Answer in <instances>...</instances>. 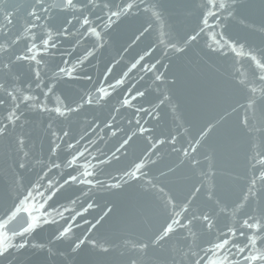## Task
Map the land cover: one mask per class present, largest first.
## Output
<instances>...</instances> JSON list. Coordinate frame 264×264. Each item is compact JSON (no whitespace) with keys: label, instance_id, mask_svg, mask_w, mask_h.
<instances>
[{"label":"snow or ice","instance_id":"obj_1","mask_svg":"<svg viewBox=\"0 0 264 264\" xmlns=\"http://www.w3.org/2000/svg\"><path fill=\"white\" fill-rule=\"evenodd\" d=\"M169 7L162 0H0V169L7 178L0 188V264H22L28 249L46 252L51 264H264V48L224 32L239 18L264 36V0L258 24L246 15L254 4L179 0L172 7L197 23L174 35L165 20ZM121 25L120 58L106 56ZM157 28L155 43L123 63V53ZM202 34L211 53L232 54L233 70L220 74L215 93L218 102L231 103L193 134L172 102L177 79H169L163 61L186 55ZM57 54L68 59L50 66ZM118 65L126 70L116 78ZM146 77L151 88L141 84ZM81 79L92 84L83 94H57L62 84ZM166 104L175 127L157 131ZM97 107L99 115H85L74 127V118ZM38 126L47 138L39 151ZM138 141L143 147L124 163ZM165 153L171 159L161 166ZM128 189L139 205L121 217L123 227L101 232L118 203L101 207L96 194ZM98 207L102 214L88 219ZM153 216L163 218L159 227H150ZM222 218L230 222L221 224ZM46 228H54L47 243L34 241Z\"/></svg>","mask_w":264,"mask_h":264},{"label":"water","instance_id":"obj_2","mask_svg":"<svg viewBox=\"0 0 264 264\" xmlns=\"http://www.w3.org/2000/svg\"><path fill=\"white\" fill-rule=\"evenodd\" d=\"M5 2H9V0H5ZM17 4H23L24 0H15ZM163 3L169 5L168 11L165 13V20L167 24V30L170 31L173 35L176 33H183L184 31H188L192 26L197 23V21L189 17L186 12L182 10H177L172 7L177 4L179 0H162ZM196 3H199L200 0H195ZM240 4H254L257 7L248 11L246 13L249 22L259 23L260 9L259 4L260 0H238ZM146 17H139V21L143 22ZM209 23H213L210 19ZM125 25H121L120 28L115 29L112 32L111 42L112 46L108 49L106 56H115L116 59H119L120 56L117 54L118 51H122L121 45L124 44L126 40V36L124 35ZM216 31H221V29H215ZM226 38L232 39H241V42L246 41L248 45H251L254 48H264V36L260 33L253 32L250 29H247L239 22V18L236 20H231L227 27L224 29ZM159 35L158 28L154 30L151 36L148 37L144 43L140 44L139 48H136L135 51L129 50L128 53H123L124 62L130 63L131 58L136 56V53L140 51V49L144 48L146 44L155 43L157 36ZM210 39L207 34H202L200 38H198L197 43L187 51L186 55L183 56H172L170 59H165L163 62L168 64L171 68L173 75L169 76V79L176 78L177 83L175 87L172 89V102L173 104L179 105L178 115H182L185 120L189 121L192 125V132L195 134L196 130L203 123L204 119L215 116L216 114L223 111L224 108L227 107L228 103L231 101L218 102L215 99L216 88L220 80V74L223 73L225 76L232 72L233 70V57L232 54L229 53L227 56H221L217 53H211L210 49L207 47V44L210 43ZM126 46V45H125ZM135 47V46H134ZM69 45L65 44L64 49H68ZM142 54V53H141ZM154 55L158 58L162 55L161 49L157 48ZM74 58V57H73ZM62 59H68L67 56L61 57L57 54L55 57L51 58L50 66H53L55 63H60ZM95 64V61H93ZM245 67H247V61L244 62ZM239 67V65H237ZM122 69L120 65L114 70V75L118 78ZM162 71L164 69H161ZM88 71L93 75L95 79V69L89 66ZM132 75H135L133 73ZM112 79V77H110ZM144 87L151 88V80L147 77L145 81L141 82ZM92 87V84L88 81L84 80H76V81H68L66 84H62L60 88L57 89V94L61 96L63 99L65 96L76 97L77 94H83V92ZM54 103V98L53 101ZM68 102V101H66ZM112 104L116 103V95L114 94L112 98ZM147 106V105H145ZM101 109L99 107L92 109H86L82 112L80 117L74 118L73 125L74 127L82 126V121L87 116V119L91 120L94 115H99L101 113ZM106 113L107 108L103 109ZM124 115L127 116L130 113L128 111L122 110ZM161 111V120L158 123L157 131L167 132L169 129L174 128L175 125L173 123V114L171 107L169 105H164L160 109ZM34 120L39 121V117L32 116ZM235 117L228 121L226 127H230L234 122ZM122 123L126 124V120L122 121ZM156 124V122H151L148 126L152 127ZM36 139V147L39 151L41 145L45 148L47 146V138L42 131V126L37 127V131L34 134ZM115 138L109 141V143H113ZM118 146V145H117ZM143 147V143L141 141L137 142V145L134 149H130L127 159L122 157V161L124 163H129L135 159V156L138 154L140 149ZM246 151V147L242 150H239V161L241 164L244 162V152ZM171 157H169L166 153L164 155V159L161 161V166L168 163ZM120 165H114V167H119ZM239 171H243V169H238ZM115 175V172H113ZM104 179V176L100 177ZM6 177L3 174L2 169H0V188H3ZM184 185V180L180 177L177 178V189L182 188ZM133 190L128 189L120 196H112L106 192H99L96 194V202L103 207L107 200H115L118 203V207L116 209L115 214L111 219L107 220L104 223L103 228L100 229L101 232H109L115 230L117 228L123 227L121 224V217L126 215L132 207L138 206L139 202L134 198L132 194ZM238 194V190H237ZM101 212V208L98 207L94 210H91V214L87 216L88 219H92L93 216L98 217ZM82 223V221H78ZM163 222V218L159 216H153L151 219V228L159 227V225ZM230 222L226 218L221 219V224ZM85 228L87 226H84ZM54 231V228H46L43 231H38L34 234V241H39L43 243H47V241L51 238V233ZM82 231V229L77 230V234ZM57 247L63 249L66 245L58 244ZM22 264H51L47 253L40 252L39 250L28 249L24 252V254L20 257Z\"/></svg>","mask_w":264,"mask_h":264}]
</instances>
